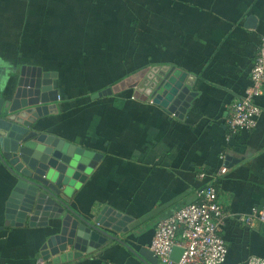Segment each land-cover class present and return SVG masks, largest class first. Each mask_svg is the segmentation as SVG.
I'll use <instances>...</instances> for the list:
<instances>
[{
	"label": "crops",
	"instance_id": "1",
	"mask_svg": "<svg viewBox=\"0 0 264 264\" xmlns=\"http://www.w3.org/2000/svg\"><path fill=\"white\" fill-rule=\"evenodd\" d=\"M262 35L264 0H0L4 103L20 76L38 94L57 92L27 114L33 127L97 154L69 205L88 217L106 206L105 221L116 222L111 210L123 220L100 225L110 237L99 247L45 264H167L151 260L155 224L208 182L226 210L222 264L264 258V227L237 218L264 203V82L255 126L226 124ZM140 70L136 84L93 96ZM15 181L0 164V264H36L59 222L43 211L22 224L6 217Z\"/></svg>",
	"mask_w": 264,
	"mask_h": 264
},
{
	"label": "water",
	"instance_id": "2",
	"mask_svg": "<svg viewBox=\"0 0 264 264\" xmlns=\"http://www.w3.org/2000/svg\"><path fill=\"white\" fill-rule=\"evenodd\" d=\"M141 72L125 77L93 96L111 93L128 83L134 85L133 78ZM33 84L20 76L8 103H4L6 101L0 93V164L16 178L6 201L5 216L16 219V224H22L26 218L32 219L40 211L46 214V218L57 219L58 229L43 242L41 255L53 263H61L104 243L110 234L100 225L118 229L123 220L116 219L120 216L119 211L111 210L115 216L111 220L116 222L105 221L101 215L106 213V206L95 216L88 217L69 205V197L91 171L97 154L33 127L34 121H30L31 115L27 114L45 111V105L41 103L49 102L52 93L54 97L57 93L42 86L38 94ZM48 209L50 211L46 213ZM182 250V247L173 245L170 258L177 260ZM151 260L156 261L157 257Z\"/></svg>",
	"mask_w": 264,
	"mask_h": 264
},
{
	"label": "built area",
	"instance_id": "3",
	"mask_svg": "<svg viewBox=\"0 0 264 264\" xmlns=\"http://www.w3.org/2000/svg\"><path fill=\"white\" fill-rule=\"evenodd\" d=\"M263 82L264 35L260 37L250 68V84L243 94L230 103L226 118L230 133L255 126L261 108L253 97L260 92ZM225 170L226 166L222 165L219 172ZM197 194L198 201L178 207L155 224L149 249L164 263L222 264L225 259L227 246L220 230L226 210L217 200V189L213 182H208L198 189ZM237 218L246 225L259 222L264 227V203L262 206H253L247 213H239ZM173 245L183 248L177 260L170 258ZM45 262L46 259L43 257L36 260V264H45ZM108 264L112 263L108 262ZM246 264H264V258L251 255L247 258Z\"/></svg>",
	"mask_w": 264,
	"mask_h": 264
}]
</instances>
